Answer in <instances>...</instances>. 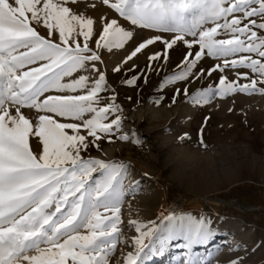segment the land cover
<instances>
[{
  "label": "snow or ice",
  "instance_id": "obj_1",
  "mask_svg": "<svg viewBox=\"0 0 264 264\" xmlns=\"http://www.w3.org/2000/svg\"><path fill=\"white\" fill-rule=\"evenodd\" d=\"M98 4L108 11L97 20L86 10ZM129 42L135 46L123 64L158 42L163 48L125 77L128 86L166 69L169 50L187 49L158 84L174 87L169 106L181 96L194 107L264 96V0H0V264H146L174 241L183 250L174 264H244V257L217 262L194 251L215 237L211 217L162 211L155 220L137 215L124 224L122 209L143 190L141 182L131 178L129 163L90 153L103 152L98 142L105 139L143 142L124 130L118 94L97 66L104 64L101 50ZM206 59L215 63L205 68ZM136 69L133 63L127 71ZM206 79L207 87L189 91ZM189 140L187 132L178 136ZM197 143L208 147L203 127ZM241 247L234 241L228 250Z\"/></svg>",
  "mask_w": 264,
  "mask_h": 264
},
{
  "label": "rangeland",
  "instance_id": "obj_2",
  "mask_svg": "<svg viewBox=\"0 0 264 264\" xmlns=\"http://www.w3.org/2000/svg\"><path fill=\"white\" fill-rule=\"evenodd\" d=\"M107 11L98 4L97 9L87 8L86 14L98 20ZM154 34L144 31L141 35ZM134 46L129 42L125 49H114L112 53L101 50L104 64L97 66L106 72L109 85L118 94L117 101L126 117L124 130L129 135L137 131L143 142L134 145L117 140L109 144L105 139L98 142L103 152L92 148L90 153L93 157L129 163L131 178L141 182L143 190L126 201L122 209L124 224L137 215L145 221L155 220L162 211L208 216L214 221L216 235L194 251L204 257L212 253L217 262L240 256L244 257V264H264V96L237 94L205 107L183 103L181 96L175 105L169 106L174 87L161 90L158 84L180 63L187 49L179 45L169 50L166 69L159 74L148 73L147 83L141 78L138 86H128L123 82L125 77L139 74L146 68L147 55L163 48L158 42L123 64ZM133 63L137 65L135 73L127 71ZM214 63L206 59L201 66L207 68ZM117 65L122 68L120 73L112 71ZM219 75L215 73L211 80L215 81ZM227 75L234 78L232 72ZM209 82L197 80L189 85V91L207 87ZM175 87L183 89L184 84ZM160 96L164 99L155 105L153 101ZM229 108L233 111L229 112ZM205 117H210L206 125ZM202 127L206 149L197 143ZM185 132L191 140L181 143L178 136ZM127 235L132 237L136 233L130 230ZM234 241L242 242L239 252L228 250ZM177 243L181 241L172 242L164 255L154 256L146 264H174L172 258L183 251L175 247ZM243 246L247 247V253ZM155 260L156 263H150Z\"/></svg>",
  "mask_w": 264,
  "mask_h": 264
},
{
  "label": "bare ground",
  "instance_id": "obj_3",
  "mask_svg": "<svg viewBox=\"0 0 264 264\" xmlns=\"http://www.w3.org/2000/svg\"><path fill=\"white\" fill-rule=\"evenodd\" d=\"M142 213H143V212H142ZM146 213H147V212H146ZM220 256H221V255H220ZM225 256H226V255H225ZM221 258H223V257H221ZM225 258H226V257H225ZM225 258H224V259H225ZM218 259H219V258H218ZM218 259H217V260H218ZM224 259H222V261H223ZM219 260H221V259H219ZM156 262H157V260L152 261V262H150V263H156Z\"/></svg>",
  "mask_w": 264,
  "mask_h": 264
}]
</instances>
